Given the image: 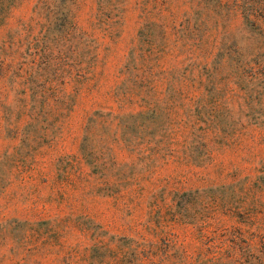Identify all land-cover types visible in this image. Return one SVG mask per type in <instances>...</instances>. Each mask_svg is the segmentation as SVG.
<instances>
[{"label": "rangeland", "instance_id": "374dc122", "mask_svg": "<svg viewBox=\"0 0 264 264\" xmlns=\"http://www.w3.org/2000/svg\"><path fill=\"white\" fill-rule=\"evenodd\" d=\"M11 42L0 264H264V0H0Z\"/></svg>", "mask_w": 264, "mask_h": 264}, {"label": "trees", "instance_id": "16d2710c", "mask_svg": "<svg viewBox=\"0 0 264 264\" xmlns=\"http://www.w3.org/2000/svg\"><path fill=\"white\" fill-rule=\"evenodd\" d=\"M35 8H36V6H35ZM13 45H14V43L11 42L10 44H4L1 47L0 78L3 79L4 82H11L12 83V81H13L15 83L17 79L23 78L24 65L22 64V65L17 66V67L15 66L14 58H15V55L17 54V50H16V48H13ZM23 82H25V81L23 80ZM28 97L33 99L34 95H31ZM21 100H22V98H20V102H21ZM23 100H26V96L23 98ZM25 103H26V101H25ZM26 107L27 106L25 104L20 105L18 110L16 111V114H17L16 116L18 117V116L26 115V117L29 118V119H27L28 121L36 120L37 119V113L34 110L29 111L28 109H26ZM50 112H51L50 104L47 103L46 107H45L44 114L46 116H48L50 114ZM12 114L10 116V119L7 118V119H9V121L13 119ZM142 116H144V113H142V112H136L135 114L127 115V117H125V115L124 116L123 115L122 116H116V118L118 119V126H119V130H120V135L122 136V135H125L126 133L129 134L132 132V130L134 128L138 129V126H136L138 123L137 121L140 120L142 118ZM102 117H103L102 114H97V115L89 118L87 126H86V130H85V135L83 137V141L81 144V149H80L85 160L93 167V169L98 168V164L96 162L97 157H96L95 152L93 150L87 148L86 142H88L90 140V137H92V134L90 131L92 124H94L95 122H97L99 120H102ZM126 119L135 120V122H137V123H136V125L133 124L134 122L132 124H130V122L126 121ZM11 123L14 124L15 122L11 121ZM144 130H145V128L142 127V131H144ZM129 143L131 144L133 149H136V143L134 141H132V139L129 140ZM262 178H264V176ZM194 192L196 194H199V192L197 190H195ZM185 194L191 195L192 191L187 192Z\"/></svg>", "mask_w": 264, "mask_h": 264}]
</instances>
